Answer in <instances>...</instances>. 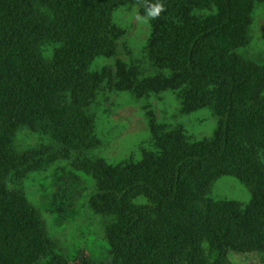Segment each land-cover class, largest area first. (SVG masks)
Instances as JSON below:
<instances>
[{
	"label": "trees",
	"instance_id": "1",
	"mask_svg": "<svg viewBox=\"0 0 264 264\" xmlns=\"http://www.w3.org/2000/svg\"><path fill=\"white\" fill-rule=\"evenodd\" d=\"M258 6L0 0V264H229L228 252L264 264V56L250 48ZM120 9L147 20L139 58L114 22ZM164 93L181 115L208 109L212 135L195 141L158 122L149 101ZM119 94L143 103L149 138L110 163L92 154L104 145L96 111ZM58 163L92 182L86 208L100 221L105 261L66 256L23 191ZM224 177L246 188L247 203L212 198Z\"/></svg>",
	"mask_w": 264,
	"mask_h": 264
},
{
	"label": "rangeland",
	"instance_id": "2",
	"mask_svg": "<svg viewBox=\"0 0 264 264\" xmlns=\"http://www.w3.org/2000/svg\"><path fill=\"white\" fill-rule=\"evenodd\" d=\"M253 25V53L264 56V7L256 8ZM114 22L128 30L129 47L136 58L149 33L146 19L136 14V9H120L114 14ZM110 63L99 60L96 63ZM150 73V71H149ZM162 101L150 99L158 122L182 126L186 135L193 140L209 138L216 127V119L208 109L181 115L179 106L171 93H164ZM143 103L128 94L114 95L111 104H105L96 111V135L104 145L92 154L99 155L110 163H117L130 154H137L139 146L149 138ZM35 138L28 136L23 144L32 145ZM26 197L42 212L50 236L55 239L64 254L69 258L83 255L94 262L106 259L107 243L99 219L92 216L86 208V200L92 191V182L82 174L70 170L64 163H58L46 173L30 176L23 183ZM212 198L234 200L241 203L249 201V193L237 180L224 177L218 180L212 191ZM229 264H261L256 254H226Z\"/></svg>",
	"mask_w": 264,
	"mask_h": 264
},
{
	"label": "clouds",
	"instance_id": "3",
	"mask_svg": "<svg viewBox=\"0 0 264 264\" xmlns=\"http://www.w3.org/2000/svg\"><path fill=\"white\" fill-rule=\"evenodd\" d=\"M161 11H163V5L160 3H157L149 7L147 15L151 18H156L159 16Z\"/></svg>",
	"mask_w": 264,
	"mask_h": 264
}]
</instances>
